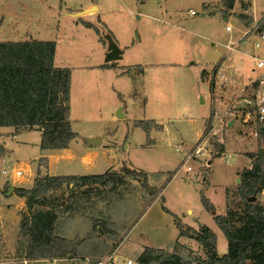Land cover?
I'll use <instances>...</instances> for the list:
<instances>
[{
	"label": "rangeland",
	"instance_id": "374dc122",
	"mask_svg": "<svg viewBox=\"0 0 264 264\" xmlns=\"http://www.w3.org/2000/svg\"><path fill=\"white\" fill-rule=\"evenodd\" d=\"M202 1L0 0V41L37 37L56 42V64L71 71V128L78 134L80 143L93 134L103 138V144L96 149L106 160L95 170L103 172L108 162L113 167L121 164L115 169L119 173L123 166L137 171H159L150 173V177L147 172L148 185L159 191L155 196L141 186L142 176L133 179L124 173L120 174L122 181L118 184L91 188L94 197L82 201L84 208L80 215L62 220L66 224L70 221L75 230L85 222V237L73 238L81 241L76 262L85 259L96 262L115 252L118 264H127V259L138 264L136 259L146 246L183 257L190 252L203 257L204 250L196 240L179 236L174 216L180 218L184 227L209 226L216 234L215 251L218 254L227 251L226 238L213 214L228 213L233 225L240 224L247 199L238 192L240 179L237 182V178L243 168L251 165L253 159L248 154H255L259 143L254 122H244L240 116L225 113L228 107L233 112L239 107L233 101L240 89L261 73L252 70V55H263L264 47L255 49V35L246 38L243 34L255 32V22L264 19V0H233L229 8L224 0ZM90 4L98 10L93 6L76 14ZM190 8L196 15L189 14ZM84 21H91L98 29L86 26ZM226 25L232 30L227 31ZM235 43L239 46L229 49ZM113 45L122 53L121 59H109ZM105 62L113 65L114 70L142 65L146 72L141 95H136L133 89L127 91L131 80L114 81L111 71L97 66ZM217 64L230 80L224 81L214 74L212 69ZM202 69L209 70L203 74L205 82L200 80ZM260 87L264 89V84ZM116 88L124 95H119ZM233 105L237 106L233 108ZM120 107L124 117L117 116ZM211 109L232 124L218 125L207 135L206 151L190 160L191 170L185 172L180 168L184 152L202 138L205 119L208 117L207 122L211 119ZM240 113L238 108L237 114ZM141 119L160 120L164 127L144 122L159 129L153 134L145 132L135 124ZM21 131H26L25 139L31 145L36 140V131L40 130L37 126L0 127L1 141L5 143ZM150 140H154L153 145H149ZM176 146L180 150L176 151ZM29 147L27 151L11 154L8 163L9 168L21 169V176L26 169L23 164H32L36 155L35 146ZM45 167L46 159L39 158L37 171L43 174ZM21 176L15 177L16 183L22 180ZM155 177L156 185L150 182ZM201 189L213 204L214 213L201 203ZM66 194L64 187L49 199L64 203ZM245 196L255 197L248 200L253 205L264 206V189ZM22 215L19 214L18 221L9 216L3 225L0 220V264H11L21 254L17 242ZM87 216L100 226L99 234L92 230L90 220L86 222ZM57 232L64 236L71 233L60 228ZM101 235L106 236L100 238ZM247 264L251 262L248 260Z\"/></svg>",
	"mask_w": 264,
	"mask_h": 264
},
{
	"label": "trees",
	"instance_id": "16d2710c",
	"mask_svg": "<svg viewBox=\"0 0 264 264\" xmlns=\"http://www.w3.org/2000/svg\"><path fill=\"white\" fill-rule=\"evenodd\" d=\"M231 7L233 0H224ZM243 17V15H240ZM86 26H92L84 22ZM96 30V29H95ZM56 42L54 40H5L0 41V126L34 127L41 132L40 149L68 147L78 134L70 124V77L68 67L54 64ZM209 122V121H208ZM206 123V129L209 126ZM143 121L135 124L148 132L150 126ZM258 149L248 154L253 159L249 167L240 172L238 192L245 199L243 217L239 225H233L227 214L214 213V206L200 190V200L206 210L214 213L213 219L227 241V251H215L216 234L207 225L200 229L184 227L178 216L175 223L179 236L196 240L204 250V256L189 253L183 257L162 248L146 246L138 255V264H264V206L248 201L252 192L264 189V121H257ZM0 146V154L3 151ZM125 177L142 176L141 186L151 195L158 189L148 185L147 173L122 167ZM122 173L108 170L101 174L48 175L37 171L30 188L15 187L14 193L25 198L18 229L17 245L21 254L11 264H23V259L63 258L76 256L80 240H70L57 232V218L74 210L89 199L93 186H113L122 181ZM117 182V183H116ZM66 188L64 203L52 202L51 194ZM79 192V193H78ZM81 194V197H77ZM162 208L168 212L165 206Z\"/></svg>",
	"mask_w": 264,
	"mask_h": 264
},
{
	"label": "crops",
	"instance_id": "0c3cea01",
	"mask_svg": "<svg viewBox=\"0 0 264 264\" xmlns=\"http://www.w3.org/2000/svg\"><path fill=\"white\" fill-rule=\"evenodd\" d=\"M200 1H202V0H200ZM93 6L96 8V10H98V7L96 5L90 4L86 8L77 12L76 14L81 13L82 11H86L87 9H89ZM190 10H194V9L190 8L189 11ZM194 15H196V14H194ZM201 15L203 16L204 12H202ZM84 22H88V23L92 24V26L95 27V29H98V27L95 26L91 21H84ZM31 39L50 40V39L37 38V37H33ZM118 53H119V59H121L122 53H120V52H118ZM54 64L56 66H58L55 62V57H54ZM97 66H99V68H101L102 70L111 71L113 73V76H114V81L124 80V79L131 80L129 86L127 85L129 87V88H127V91H128V89H131V90L133 89V92L136 95H141L142 78H143V76H145V72H146L145 69L142 67V65L121 67V69H117V70H114L113 65H111L108 62L107 63L106 62L105 63H99V64H97ZM60 67H66V66H60ZM87 67H89L91 69H96V66H86V68ZM133 68H135L137 71H135ZM206 71H209V70L202 69L200 72V80L202 82H205L203 80V74ZM70 79H71V77H70ZM134 89L137 91L135 92ZM116 90L118 91L117 88H116ZM118 93H119V95H122V96L124 95V93L121 91H118ZM142 101L143 102L145 101V97H143V96H142ZM119 109L122 110L121 107ZM122 115H123L122 117L125 116L124 114H122ZM207 120H208V117H207V119H205V122L203 125V130L206 126ZM138 121H143V122H149L150 121L154 125L157 124L158 126H161L162 127L161 129H163V127H164L163 123L160 120H156V119H141ZM153 124H151L150 129H149V133H152V134L154 132H156V130H159V129H156V126H153ZM0 127L3 128V127H11V126H0ZM26 131H28V130H26ZM26 131H21L17 134H14L12 136V139L6 140L5 143H3L1 141V136H0V145L4 149V152H2L0 154V167L9 168L8 163L11 160V158H10L11 154H14L15 152L20 153L22 151H27V150H29V148H30L29 146H31V145L35 146V148H36V150H35L36 155L33 156V163L32 164L31 163H28V164L22 163L23 165L26 166V169H24L25 172H24L23 176L20 177V178H22V180L17 178V179H19V182L16 183V181H18V180H16L15 178L13 179L10 177H6L3 179L0 176V220H1L2 225L6 223V219H8L9 216L16 217V219L18 221L19 220V217H18L19 214L26 212L25 198L15 194L14 188L15 187L30 188L32 186L34 178H35V174L37 171V160L39 158H45L46 159V167L44 169H42L43 170L42 172H43V174H48V175L101 174V173H104L105 171H108V170H115L121 165V164L118 166L114 165V167H113V166H110L108 162H106L103 172H97L95 170V168L98 167V165H101L106 160V158L104 157L105 155L103 156V154H101L100 151L96 149L103 144V138L100 136L93 134V135H90L88 137H84L81 141L83 143L79 142L81 140L80 138L75 137L70 141L68 147H66V148L43 149L42 150V149H40V131H36V133H37L36 140L34 141V143H31V145H30L29 141L25 139L24 133ZM202 132H201V134H202ZM97 138L100 139V143L99 144H92L91 141H93L94 139H97ZM153 141L154 140H150L149 145H151L153 143ZM147 145H148V143H147ZM228 162H229V159H228ZM22 164H20L18 166H21ZM240 170H238V171H240ZM143 171H145V170H143ZM145 172L146 173L148 172L149 177H150V173H154V172L158 173L159 171H154V172L145 171ZM1 174L2 173H0V175ZM3 176H5V175H3ZM150 182H152L153 184L156 185V177L154 179H152V181H150ZM9 184H12V185L15 184V185H13V192L10 194H8L7 192L4 193V190L5 189L7 190V187ZM93 197L94 196H91V193H90L89 199H93ZM83 208H84V206L81 205L80 207H76L72 211L65 212L63 214V216H60L57 218V222H56L57 229L60 228L61 230H64V233L71 231V233L66 234V236H64V235H62V236L66 237L70 240H73L75 235H77L78 238L85 237V235H84V232H85V225L84 224H85V222L82 221V223L80 224L78 229L75 230L73 227H71V225H69V224H71L70 221L67 224L64 223V221H62V220H64V218H67V217L70 218L72 216L74 217V216L80 215L79 211H82ZM188 212H190V210ZM87 220L91 221L92 230H95L96 232L100 231V226L95 223L94 218L87 216L86 222H87ZM98 227H99V229H98ZM98 234H99V232H98ZM105 236L101 235L100 238H103ZM76 258H77L76 256L69 255V256L63 257V258H52V259H47V258L23 259V263L24 264H39L40 262H49V263L50 262H57V263L75 264L73 262L77 261Z\"/></svg>",
	"mask_w": 264,
	"mask_h": 264
},
{
	"label": "built area",
	"instance_id": "2783aa9c",
	"mask_svg": "<svg viewBox=\"0 0 264 264\" xmlns=\"http://www.w3.org/2000/svg\"><path fill=\"white\" fill-rule=\"evenodd\" d=\"M189 13L191 15L196 14L194 10H190ZM264 25V19H259L255 22L254 29L255 32L252 31H244L243 36L248 37L249 35H255V40L253 41V47L255 49H259L264 47V30H262V26ZM225 29L227 31H231L232 28L230 25H226ZM233 43V42H231ZM233 46L238 47L239 43H235V45H229V49H233ZM253 61H254V70L261 71L260 74L253 77L251 82L240 89L239 94L237 95V98L234 99L233 104H238V108L240 109V115L237 114V109L233 111H230V107L226 109L225 114H233L235 117L240 116V118L244 121H251L256 123L257 121H264V89L260 87V85L264 84V54L258 55L253 54L252 55ZM214 74L224 81L230 80V78L226 75V73H222L218 69V64L215 66L214 69H212ZM212 85L213 82H211ZM237 105H233V108H235ZM210 117L209 120V128L208 130L204 131L202 138H200L197 142V144L190 150L184 152V158L182 160V163L180 164V168H182L185 172H188L191 170V166L188 164V162L192 159H195L199 157L201 154H203V151H206L205 148V141L207 135H210L216 128V126H228L230 121L225 120L223 115H218V113L215 110L210 111ZM203 137H205L203 139ZM175 150H180L179 146L175 147ZM226 162H228V159H226ZM0 173L3 175H7V177L15 178L18 176H21L22 170L19 168H5L0 167ZM115 252H111L108 257L97 260L96 262H91L88 259L83 260L82 262H76L75 264H118V256L114 255ZM127 264H132L131 259H127Z\"/></svg>",
	"mask_w": 264,
	"mask_h": 264
},
{
	"label": "water",
	"instance_id": "95a60500",
	"mask_svg": "<svg viewBox=\"0 0 264 264\" xmlns=\"http://www.w3.org/2000/svg\"><path fill=\"white\" fill-rule=\"evenodd\" d=\"M119 57V53L117 48L113 45L111 48V51L109 53V59H115ZM117 116L118 117H122V113L120 112V109L117 112ZM232 123L230 122L228 125H231ZM92 144H99L100 143V139H94L93 141H91ZM239 181V178H237V182ZM13 192V185L9 184L7 187V193L10 194ZM254 196L248 197V200H254Z\"/></svg>",
	"mask_w": 264,
	"mask_h": 264
}]
</instances>
